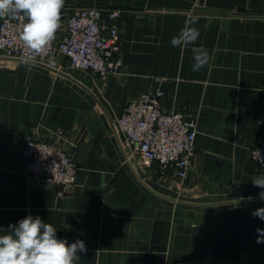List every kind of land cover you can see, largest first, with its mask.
<instances>
[{"label":"crops","instance_id":"0c3cea01","mask_svg":"<svg viewBox=\"0 0 264 264\" xmlns=\"http://www.w3.org/2000/svg\"><path fill=\"white\" fill-rule=\"evenodd\" d=\"M82 7L120 12L119 75L71 70L58 51L34 66L0 52V235L32 215L85 242L76 264H264V220L251 215L264 169L250 157L264 129V0H65L58 37ZM193 16L208 52L197 72L192 46L171 45ZM156 84L166 111L198 120L184 182L145 166L115 123ZM26 134L73 157L64 196L22 173Z\"/></svg>","mask_w":264,"mask_h":264},{"label":"built area","instance_id":"2783aa9c","mask_svg":"<svg viewBox=\"0 0 264 264\" xmlns=\"http://www.w3.org/2000/svg\"><path fill=\"white\" fill-rule=\"evenodd\" d=\"M120 12L110 8L74 9L66 19V32L55 35L46 54L36 62H47L61 52L71 70L91 72L101 78L119 75L123 36L119 26ZM65 20L61 14V20ZM4 16L0 21V52L9 57L30 59L33 55L20 39L23 23ZM165 92L159 84L130 101L116 118V126L126 148L140 157L142 163L162 176L184 182L189 176L196 151L197 118L181 111H166ZM22 173L39 185L54 189L59 197L77 182L73 157L62 146L36 139L23 138ZM250 157L264 169V129L259 143L251 148Z\"/></svg>","mask_w":264,"mask_h":264},{"label":"clouds","instance_id":"9594fccd","mask_svg":"<svg viewBox=\"0 0 264 264\" xmlns=\"http://www.w3.org/2000/svg\"><path fill=\"white\" fill-rule=\"evenodd\" d=\"M64 5L65 0H0V17L10 16L26 21L20 31V39L33 54L26 61L29 66H34L36 57L46 54L54 41ZM198 21L199 17H190L171 39L173 47L192 46L193 72L201 70L208 60L207 49L196 46L200 36V30L195 27ZM251 182L255 187L264 189V174L253 177ZM258 198L264 200V191L258 194ZM251 215L264 220V207L255 209ZM257 232L264 233V229H257ZM56 233L57 229L39 216L27 215L16 224L10 223L0 235V264H76L80 259L77 253L87 252L85 242L77 239L69 245ZM261 242L264 240L258 237L257 243Z\"/></svg>","mask_w":264,"mask_h":264},{"label":"water","instance_id":"95a60500","mask_svg":"<svg viewBox=\"0 0 264 264\" xmlns=\"http://www.w3.org/2000/svg\"><path fill=\"white\" fill-rule=\"evenodd\" d=\"M200 264H202V263H200Z\"/></svg>","mask_w":264,"mask_h":264}]
</instances>
